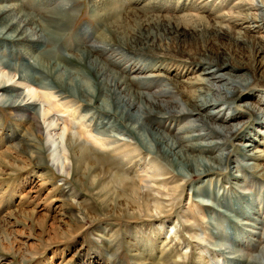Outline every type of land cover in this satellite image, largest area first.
<instances>
[{
    "label": "bare ground",
    "instance_id": "obj_1",
    "mask_svg": "<svg viewBox=\"0 0 264 264\" xmlns=\"http://www.w3.org/2000/svg\"><path fill=\"white\" fill-rule=\"evenodd\" d=\"M68 1L35 0L30 10L23 0H0V104L15 116L21 127L28 126L30 132L25 136L29 141L34 143L39 139L42 142L40 152L57 144L55 137L65 140L67 150H54L63 160L58 163L60 170L63 173L71 170L74 177L81 171L87 172L88 182L95 185L96 202L103 210L107 206L114 210L124 206L127 208L120 212L136 211L131 213L135 214L133 218L142 215L159 220L164 211L175 207L174 195H171L179 183L168 186L171 194H166L156 189L159 180L154 179V175L137 176L135 180L123 172L125 165H138L136 158L149 157V161L163 168L160 175L165 176L161 183L164 188L174 181L180 182V187L187 184L190 199L203 210L210 211L204 234L209 238L206 247L210 248L211 257L214 258V252L218 253L219 264H264V226L253 216L258 206L264 208V200L258 199L260 196L255 188L260 187V190L264 186V138L261 137L264 133L260 132L264 130V119L256 121V125L251 124L248 132L245 130L246 136H240L237 132L243 124L242 115L224 114L232 108L251 112L258 108L264 118V83L261 77L257 78L258 69L264 68V37L247 35L264 31V0L238 4L235 7L241 10L230 15H187L188 18L179 24H169L168 17L147 14L159 6L152 2L126 11L130 16L125 20H136L130 30L125 27L126 22L116 24L123 12L116 9V4L100 8L97 3L96 8L100 10L97 9L99 13L93 19L99 24L97 40H93L95 33L89 37L85 33L71 42H59L73 17L67 9ZM161 7L169 8L164 3ZM249 10L255 13H248ZM238 21L246 24L236 29L241 25ZM144 32H150V38L147 36L150 40L144 39L138 46L136 43ZM222 37L242 46L248 53L249 63H240L228 52L219 51ZM187 40L195 43V49L177 52V45ZM49 41L58 43L42 52ZM169 49L175 56L167 53ZM122 51L141 54H134L133 58L123 55ZM137 56L148 63L144 64ZM114 57L118 59L114 63L117 67L111 64ZM153 86L156 87L154 91L151 90ZM247 100L254 102L250 104ZM81 106L82 118H95L96 123L87 131L85 123L78 121L77 137H71L67 132L70 120H74L72 116ZM210 106L215 108L205 113ZM53 114H59L57 120ZM168 121L169 129L159 127ZM180 122L182 124L178 125ZM172 125L176 126L175 132H171ZM9 132L11 135L5 136ZM1 134L0 146L4 149L0 150V157L7 159L11 149H15L13 145L20 147L15 143L19 135L12 129ZM81 140L89 146L82 145ZM233 140L239 143L232 150ZM39 151L29 156L37 161L27 178L37 176V179L28 192L20 196L24 199L22 205H36L34 200L41 188L51 182L48 173L35 172L47 166L41 161ZM235 154L237 158L233 157ZM55 155L54 162L58 159ZM2 164L5 166L6 162ZM14 167L19 172L29 169ZM227 169L229 178L224 180L235 194H230L228 202L224 200L227 186L219 181ZM107 179L118 189L110 187L105 182ZM241 182L252 185L253 193L247 189L240 191ZM153 188L172 199L168 210L150 193ZM52 192L61 196L49 197L46 209L51 204L52 210L64 206L66 193L51 186L47 197ZM30 193L33 195L28 198ZM45 207L34 212L44 211ZM122 213L118 216L126 215ZM242 224L251 228L247 230L251 236H258L256 243L259 244L250 252L241 248L246 243L241 240ZM219 253L224 256L223 262ZM186 257L187 254L180 256L182 260ZM167 260L170 261L162 258L159 263L149 257L148 264H185L184 261Z\"/></svg>",
    "mask_w": 264,
    "mask_h": 264
},
{
    "label": "rangeland",
    "instance_id": "obj_2",
    "mask_svg": "<svg viewBox=\"0 0 264 264\" xmlns=\"http://www.w3.org/2000/svg\"><path fill=\"white\" fill-rule=\"evenodd\" d=\"M23 1L27 5V9H33L31 4L35 3V0ZM167 1L168 0H115L114 2V0H100L99 2L98 0H70L68 1L69 6L67 9L69 8L68 11L73 16L71 18L72 21L69 22V27L67 25V29L65 28L67 31L64 30V36L60 41L58 38V41L71 42L73 38L82 37V34L85 33H87L88 37L91 36L92 33H95L93 40H97L96 38L99 36V24L93 19L99 13L98 10H100V8L109 6L112 3L117 5L116 9H120V11L124 12H121L122 15L119 16L116 24L122 25L123 22H126L125 27L130 30V28H134L133 22L136 21L132 18L125 20L126 17L130 16V14H128L129 16L126 15V11H128L130 7L142 8L144 5L152 4V2L159 3L156 4L159 6H157L155 10L151 9L148 13L146 11V13L168 17L170 19L169 24H179L188 18L187 15H203L208 17H212L213 15H230L233 12L239 11V9L241 10V8L236 9V5L248 3L250 0ZM162 3L169 8L161 7ZM50 4L52 6L54 2ZM95 4L100 8L98 6L96 8ZM248 13H255V11L249 10ZM41 14L46 16L44 12ZM238 23L241 25L235 27L236 29H240L242 25L246 24L245 21H238ZM161 24L164 25L165 22L162 21ZM241 30L243 29L241 28ZM149 34L147 32L141 34L142 37L139 38V42L136 44L139 46L144 39L150 40ZM247 35L264 37V31L257 33L248 32ZM147 36H149V38ZM58 41H51V43L49 41V43L44 46L42 52L49 51ZM157 45H160L158 41ZM177 46V52H182L181 50H186V52H188L195 49V43L189 40L182 41ZM215 46H217L216 43ZM213 48V50H216L215 47ZM219 48H221L219 51L228 52L230 55L234 56L237 61L240 60V63H249L247 51L242 46L235 45L230 38L222 37L220 39ZM171 49H169L167 53L171 56H175L171 54ZM156 51L160 52L158 50ZM2 52L3 51H1V53ZM75 52L77 53V50H75ZM122 52L123 55L133 58H135V56H133L134 54H141L140 52H134L132 55L129 52ZM4 53L5 52H3V55H5ZM146 54L150 55L148 53ZM136 58L140 57L137 56ZM19 59L17 61L18 63L20 62ZM117 60L116 57L112 58L111 64L113 63V66H115L116 64L114 63L118 62ZM140 61H143L144 64L148 63V61L143 58H140ZM116 70L119 71L117 68ZM258 70L257 78L261 77L264 83V68H259ZM155 89V86L151 88L153 91ZM247 101L250 104L254 102L252 100ZM236 105L237 104L234 106L236 107ZM82 108L81 106L78 112L72 116L74 120H70V128L67 132L71 137H77L76 131L78 121L85 123L87 131L91 130L96 123L95 118H82ZM214 108L215 106L208 107L205 113L212 111ZM84 109L88 110L86 107H84ZM227 112H229L228 115H234L236 113L242 115L240 120L243 121V124L242 127H240L241 129L237 132L240 136H246L247 134L245 133L248 132L247 129L251 124L256 125V121H262V119H264L258 108L251 112L250 110L248 111L245 108L239 107L235 109L232 108L230 111H225V113H223L227 114ZM58 115L59 114H53V118L57 120ZM32 116H34V112L31 114V118ZM169 123L170 121L161 124L159 127L167 130L169 129ZM181 124L182 122L178 125ZM20 125L21 123H19L15 116L0 104V138L2 137L1 132L12 129L15 134L17 133L19 135L15 143H17L16 145H20L19 148L13 145L15 149H11L7 159L0 157V264H148L149 257L159 263H162V258L169 262L170 260H167L168 258L179 262L184 261L185 264H219L216 256L218 253H213L214 259L209 255L211 253L210 248L206 247V244H208L207 239L209 238L204 233L206 232V222L210 219V211L203 210L202 206L190 199L189 185L184 184L180 187V182L174 181L171 184L170 182L165 184L166 187L164 188L161 184L165 178V176L160 175L163 172L161 164L149 161V157L145 158L142 156L135 159L140 166L136 165L134 167L132 164L125 165L123 172H126L125 174L128 176L134 177L135 180L142 175H154L152 177L159 180L158 185H155L156 189L161 190V192L163 190L166 194H171L167 191L168 186L170 188L172 185L175 186L179 183L178 187H175V192L171 195H174L172 199L175 202V207H173L171 211H164L165 213L162 214L163 217H159V220H152L148 217L144 218L142 215L140 218H133L135 214L132 215L131 213H135L136 211H130L131 209L124 212L127 216H118L122 213L120 211L127 207H117L116 210L111 209L112 206H107L104 210L100 208L98 202H96L97 196H95L93 192L95 185L92 186L90 185L91 182H88L87 172L81 171L74 177L71 170H67L66 173L60 170L58 163L63 160L62 157L59 158V155L56 154L54 150L57 148V152H61L63 148L66 150L68 149L64 139L55 137L57 139V144L52 148L50 146V149L47 151L40 152L39 144L42 142L39 141V139H35L36 142L34 143L29 141L27 136H25L26 132H28V126L25 125L21 127ZM172 131H176L175 125L171 126V132ZM262 131L260 132L264 133V130ZM10 135L9 132L5 136ZM261 137L264 138V134H262ZM22 141L24 145L21 144ZM238 141L239 140H233L231 146L232 150L237 147ZM80 143L87 147L89 146V143L83 140H81ZM3 147L4 146H0V150H2ZM45 147L47 148V146ZM262 150L264 151V147H262ZM38 151L40 152L41 161L50 167V169H48L47 166H43L40 170L36 169L35 172L41 171L42 173H48L47 176L51 177V182L46 188H41L36 196V201L34 200V202L37 203L36 205H22L24 199H21L20 196L26 194L31 184L37 179V176L31 179L27 178V176L32 173L33 169H35L33 165L35 163L34 161H37L35 158L33 159L29 156L34 155ZM54 155L58 158L55 159V162ZM233 157L237 158L238 155L236 156L235 154ZM3 161L6 162L5 166L3 164L1 165ZM16 165L24 166V168L29 169L25 172H19L16 170L17 168L14 167ZM224 172H222V174ZM227 172L228 169L225 172L226 174L224 173V176L219 177V181L227 186V190H225L224 193V200L226 202L231 200L230 194L235 195L229 182L226 183V180H224L229 178ZM248 174L250 175V173ZM244 176L246 178H251L247 175ZM105 182H108L110 187L118 189L116 184L110 179H107ZM51 186H54V189L55 187L61 188V190L66 193V196L63 195V198L65 197L63 204L65 205L59 209L52 210L53 204L46 209L50 202L49 197L61 196L57 192H52L53 194L50 193V196L47 197V190ZM251 186L252 185L249 184L246 185V182H241L239 190L242 191L243 189H247L248 192L251 191L250 193H253ZM255 188L258 192L257 195L261 197H258V199L264 200V186H262L260 190V187L257 188V186H255ZM255 188L253 187V189ZM151 190L150 193L155 197L157 196L159 202L166 206L168 210V206L171 205L172 199L166 195H164V197L158 194L155 192L154 188ZM32 195L31 193L27 194V197L30 198ZM168 200L170 202H168ZM148 202L151 205L153 204V201L150 199ZM42 206H46L44 211L38 213L34 212V210ZM150 212L149 214H151ZM154 213L153 211L152 214ZM253 216L259 218L256 220L260 226H264V208L258 206ZM212 222L213 224L215 223L214 220ZM241 226H244L243 238H241V240L246 242L241 248L250 252L259 244L256 243L258 236L253 237L251 236L252 233H248L247 230L251 228H248L247 224H242ZM157 230L158 234H156ZM260 237L261 236H259V239ZM183 254H187L185 260L180 258ZM220 261H224L223 255L220 256Z\"/></svg>",
    "mask_w": 264,
    "mask_h": 264
}]
</instances>
